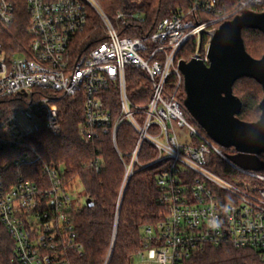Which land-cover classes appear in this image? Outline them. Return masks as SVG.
<instances>
[{"label": "built area", "instance_id": "1", "mask_svg": "<svg viewBox=\"0 0 264 264\" xmlns=\"http://www.w3.org/2000/svg\"><path fill=\"white\" fill-rule=\"evenodd\" d=\"M23 2L28 13L25 44L6 54L2 34L12 25L15 5L0 0V102L14 103L6 118L0 113V150L11 153L0 166V227L14 244L11 262L73 264L72 255L82 252L72 221L81 208L78 184L66 181L53 163L42 165L45 182L33 183L23 172L41 162L28 138L42 126L52 136L60 135L54 102L62 99L82 104L78 133L84 141L110 136L124 166L121 192L135 172L141 147L154 152L149 165H160L155 185L163 215L142 230L146 244L135 254L140 264H183L196 252L220 246L253 250L264 262V170L231 162L233 149L218 146L198 124L188 123L189 114L178 100L183 88L179 63L187 62L179 54L185 44L195 38L188 62L207 65L209 40L218 26L248 7L262 9L264 0L242 1L230 13L218 10L206 22L198 20L195 4L164 18L144 37L120 35L103 12L102 0ZM211 11L209 5L203 9L204 14ZM92 19L99 23L95 39ZM203 35L207 43L201 55ZM129 70L143 80L139 87L148 99L141 104L129 99ZM120 126L135 136L125 155L116 145ZM174 126L188 129L187 145L179 143ZM210 155L228 167L227 174L208 167ZM91 167L95 172L101 168L97 159Z\"/></svg>", "mask_w": 264, "mask_h": 264}, {"label": "trees", "instance_id": "2", "mask_svg": "<svg viewBox=\"0 0 264 264\" xmlns=\"http://www.w3.org/2000/svg\"><path fill=\"white\" fill-rule=\"evenodd\" d=\"M245 0H102L101 6L120 35L128 37H144L154 31L157 24L178 11L186 12L197 4L198 20H212L216 11L232 12L240 2ZM14 18L8 33L2 34L4 51L12 54L20 51L25 44L28 27V13L23 0H13ZM212 6L209 14L203 9ZM248 10L260 13L264 10L248 7ZM121 14L120 19L116 15ZM92 39L100 33L95 19H92ZM241 38L245 52L253 59H260L264 54V35L258 30L242 29ZM207 43L203 35L200 40L201 55ZM196 49L195 38H191L184 46L179 57L188 62ZM142 78L135 71H127V90L130 101L137 105L148 99V95L140 89ZM233 95L241 102V110L237 115L240 121L256 122L260 115L258 105L263 97L261 86L250 78L238 79L232 86ZM185 93L180 86L178 100L183 102ZM113 105L116 99L111 97ZM10 100L0 102V113L3 118L14 106ZM59 114L61 133L52 136L43 126L34 132L28 142L41 158L23 168L26 177L33 183L46 178L42 165L53 163L63 171L66 181L79 184L83 196L91 201V207L81 206L72 214V221L82 245L80 254L72 255L73 264H133L135 254L145 247L146 240L143 228L154 226L163 215L158 205L156 179L160 165L154 161L152 149L143 145L138 157L135 172L127 181L121 192L124 177L123 162L116 154L109 135H100L91 142L84 141L78 128L82 122V104L77 101L62 99L54 102ZM254 111L258 114L253 120L245 118L246 113ZM135 142L133 132L126 126H120L116 132V145L120 154L130 152ZM11 153L0 150V166ZM98 160L100 170L95 172L91 163ZM264 162V154L259 156ZM125 161V159H124ZM143 166H146L143 168ZM208 167L223 176L228 167L213 155L209 156ZM10 168L6 171L10 172ZM44 181V182H45ZM112 244V247H111ZM14 244L6 231L0 227V264H13ZM110 252V253H109ZM132 260V261H131ZM183 264H264L256 252L250 249H236L231 246L205 248L196 252Z\"/></svg>", "mask_w": 264, "mask_h": 264}, {"label": "water", "instance_id": "3", "mask_svg": "<svg viewBox=\"0 0 264 264\" xmlns=\"http://www.w3.org/2000/svg\"><path fill=\"white\" fill-rule=\"evenodd\" d=\"M242 29L264 35V11L245 10L219 25L209 40L207 65L197 59L179 63L183 106L215 144L233 149L235 153L228 156L231 162L243 169L263 171L259 156L264 154V54L253 59L245 52ZM241 78L254 80L263 92L260 115L253 123L237 118L241 102L233 95L232 86ZM85 205L91 207V201L86 199Z\"/></svg>", "mask_w": 264, "mask_h": 264}, {"label": "rangeland", "instance_id": "4", "mask_svg": "<svg viewBox=\"0 0 264 264\" xmlns=\"http://www.w3.org/2000/svg\"><path fill=\"white\" fill-rule=\"evenodd\" d=\"M139 2V0H136ZM102 7V6H101ZM96 21V24L99 26V23L98 21L95 19ZM256 117H258V114L254 111H249L246 113L245 115V118L247 120H253L255 119ZM186 119H187V122L192 124L194 127H197L196 126V122L193 120V118L190 116V115H186ZM174 132L176 134V137L179 141L180 144L182 145H187L189 142H190V134H189V131L186 127H177V126H174ZM262 174L264 175V172H262ZM75 193L76 195L78 196V204L80 206H84L85 204V198L83 196V190H82V187L81 185H77L75 186ZM133 264H140L139 261L137 259L134 260Z\"/></svg>", "mask_w": 264, "mask_h": 264}]
</instances>
